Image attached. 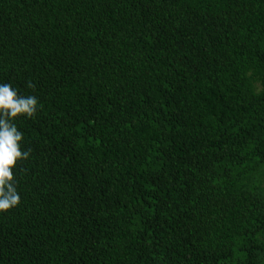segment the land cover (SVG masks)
<instances>
[{
    "label": "trees",
    "instance_id": "obj_1",
    "mask_svg": "<svg viewBox=\"0 0 264 264\" xmlns=\"http://www.w3.org/2000/svg\"><path fill=\"white\" fill-rule=\"evenodd\" d=\"M0 83V264H264V0H0Z\"/></svg>",
    "mask_w": 264,
    "mask_h": 264
},
{
    "label": "clouds",
    "instance_id": "obj_2",
    "mask_svg": "<svg viewBox=\"0 0 264 264\" xmlns=\"http://www.w3.org/2000/svg\"><path fill=\"white\" fill-rule=\"evenodd\" d=\"M38 108L34 95H21L9 83H0V211H6L20 202L14 172L17 161L27 159L30 149H22L23 133L15 118L33 117Z\"/></svg>",
    "mask_w": 264,
    "mask_h": 264
}]
</instances>
